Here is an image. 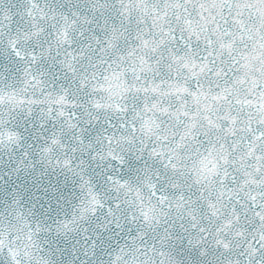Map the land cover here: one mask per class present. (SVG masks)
<instances>
[{"label":"snow or ice","instance_id":"snow-or-ice-1","mask_svg":"<svg viewBox=\"0 0 264 264\" xmlns=\"http://www.w3.org/2000/svg\"><path fill=\"white\" fill-rule=\"evenodd\" d=\"M0 264H264V0H0Z\"/></svg>","mask_w":264,"mask_h":264}]
</instances>
